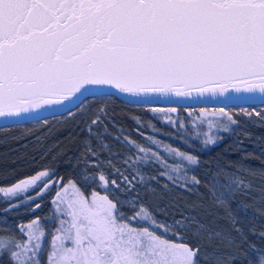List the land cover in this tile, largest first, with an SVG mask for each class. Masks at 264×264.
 Masks as SVG:
<instances>
[{
  "label": "snow or ice",
  "instance_id": "snow-or-ice-1",
  "mask_svg": "<svg viewBox=\"0 0 264 264\" xmlns=\"http://www.w3.org/2000/svg\"><path fill=\"white\" fill-rule=\"evenodd\" d=\"M105 89L134 97L260 94L264 103V0H0V118H18ZM211 112L220 118L209 119V129L232 132L238 124L231 110ZM240 112L264 120L255 108ZM106 117V109L98 107L86 121L98 147L86 142L80 183L61 181L55 192L48 218L55 227L46 228L38 217L17 225L22 238L0 235V257L8 255L10 264H42V254L44 264H201L205 254L187 235L192 230L199 237L205 226L190 215L159 218L136 191L137 185L154 191L148 182L156 177H145L139 168L149 162L174 186L190 191L189 185L201 181L188 175L185 162L196 166L198 157L149 138L173 161L178 158L169 163L159 151L124 138L136 154L124 159L122 170L101 159L111 148L93 126L106 128ZM215 143L207 134L204 144ZM241 170L249 171L243 165ZM55 183L43 170L0 186V194L9 203L20 196L34 201ZM241 185L251 187L239 177L213 185L217 205L226 206ZM117 191L127 195L121 198ZM236 231L243 242L242 230ZM253 251L250 264H264V249Z\"/></svg>",
  "mask_w": 264,
  "mask_h": 264
},
{
  "label": "trees",
  "instance_id": "trees-1",
  "mask_svg": "<svg viewBox=\"0 0 264 264\" xmlns=\"http://www.w3.org/2000/svg\"><path fill=\"white\" fill-rule=\"evenodd\" d=\"M241 105L251 108L255 106L259 110L264 109V103L233 104L231 107L240 108ZM221 106L225 105H212L211 107ZM98 107H104L107 111V117L103 121L107 127L93 126V132L98 131L103 134L102 139L104 143L109 144L111 153L116 150L121 153L115 158L111 155L112 158L110 152L105 150L101 152V159H111L112 163L116 162L114 165L122 170L125 168L124 159L128 155L136 153L134 149H130L129 144L121 143L115 139V135L123 140L128 138L131 141H136L145 147V144L148 143L147 147L159 151L161 156L169 160V163L179 162L178 158L173 161L162 146L153 145L149 138H155L163 144H170L174 148L197 156L200 161L198 165L189 166L185 162V166L189 168V176L195 175L199 179L219 172L225 173V170L245 172L241 170V165L244 168H250V173H258L264 169V125L252 127L248 133L233 135V131L224 132L216 128H208L207 121L219 119L220 114L198 112L193 115L186 113L185 109L195 110L198 106L179 105L177 113H154L149 111L152 106L129 102L115 94L107 93L88 96L82 100V103H78L65 112L0 125V186L14 173L26 179L43 170L52 173V180L56 181L44 193L54 190L61 181L65 184L69 181L79 184L81 170L85 166L86 142H90L92 147H98L97 138L90 136L86 127V121L90 122L89 115ZM159 107L169 108L172 107V104H164ZM167 116H170L176 123H170L166 119ZM197 116L200 117L199 120ZM157 128H162L168 133L177 130V133L172 140L151 136V131ZM207 134L215 137L217 143L205 145L204 140L207 138ZM225 135L229 136L222 140ZM237 137L241 142L234 140ZM253 139L258 140L261 143L260 146L257 147L256 144H253ZM195 144L198 145V152L193 149ZM88 158L90 156H87ZM139 168L145 177L148 175L156 177L157 184L155 186L158 189L170 190L165 187L164 183L169 181L160 176V172L163 170L157 164L149 162L146 165H139ZM106 170L109 171L107 168ZM90 171H92L91 168ZM28 195L34 196L36 192L30 191ZM32 202L29 201L26 205L31 206ZM23 206L25 207V204ZM243 263L245 262L240 259L233 262V264Z\"/></svg>",
  "mask_w": 264,
  "mask_h": 264
},
{
  "label": "rangeland",
  "instance_id": "rangeland-1",
  "mask_svg": "<svg viewBox=\"0 0 264 264\" xmlns=\"http://www.w3.org/2000/svg\"><path fill=\"white\" fill-rule=\"evenodd\" d=\"M142 104L152 107L164 105L160 102H145ZM169 104L172 103H167L165 105ZM179 105L187 104H172V107L169 108H176L177 111L175 113H177L179 110L177 106ZM211 106L212 105L201 104L198 105L195 110L191 108L185 110L186 113H192L193 115L201 112V109H209V114L212 113V109L225 108L226 110H231L233 112V118H237L235 120L238 121V124L233 128V135L248 133L250 128L264 125V120H261L260 116L253 114L249 117L240 112L241 108H246L248 111H252V109L255 108L261 113V116H264V109L259 110L255 106L253 108L242 107L243 105H241L240 108H234L231 107V105L216 108ZM185 118L188 119L187 117ZM176 133L177 130L168 133L162 128H157L151 131V136L172 140L176 136ZM228 136L229 135L223 136L222 140H225ZM238 137L234 138V140L241 142ZM114 138H119L117 140L124 143L121 137L115 135ZM252 143L256 144L257 147L261 144L258 140H254ZM145 145L147 147L149 144L146 143ZM112 147L115 149L114 146ZM193 149L198 152V145L195 144ZM120 154L121 153L116 150L110 153V156L112 155L115 158ZM92 159L93 157L91 156L88 158V160ZM113 164H116V162H113ZM186 168L188 170V175H190L189 168ZM246 169H249V171L230 172V170H223L225 173L219 172L201 178L200 184L194 186L189 185V188H191L190 191L185 188L174 186L170 182L164 183L166 187L170 188V190L164 191L165 188L158 189L155 186L157 184L155 180H150L148 182L149 187L154 191H147L140 185H137L136 191L139 193L140 199L152 208L159 218L170 221L173 217L190 215L205 226L206 231L201 232L199 237H194L192 235V230H190L187 235L188 242L193 245H199L201 252L205 254V256L201 258V264H233L236 259L250 264L251 258L255 254L253 248L264 249V235H261L264 233V169L258 173H250V168ZM92 171H94V169H92ZM9 177L10 178L6 182H2L3 184H1V186H11L23 179L21 175L15 173ZM147 177H149V175ZM235 177L243 179L245 184H250L251 187L239 186V188L232 193V197L226 206H218L216 198L213 196V185L217 182L220 184H228L230 180ZM117 180H119L118 177ZM60 187L61 183H58L54 190L48 191L42 196H36L34 201H26L24 196H20L9 203L3 199V194H0V235L22 238L17 229V225L26 224L37 217L40 218L46 228H54L55 223H50L48 218L53 215V205L51 201L54 199L55 192ZM233 188H237V186L233 184ZM139 190L141 191L139 192ZM115 195L124 198L127 194L117 191ZM29 201H33L31 206L26 205ZM14 203H18L19 207L13 208L12 204ZM37 203L40 204L39 208H35V204ZM24 204L25 207L23 206ZM5 209L11 210L6 211ZM159 209H163L164 211L161 212ZM123 211L127 214L132 213V209L129 207H124ZM193 228H195V225H193ZM237 228L241 229L244 237H246L243 242H241L240 233L236 231ZM209 232L213 234L212 238H209ZM216 233H220V235L217 236ZM258 235H260V237H258ZM44 260L45 255L42 254V264H44ZM0 264H10L8 255L0 257Z\"/></svg>",
  "mask_w": 264,
  "mask_h": 264
},
{
  "label": "bare ground",
  "instance_id": "bare-ground-1",
  "mask_svg": "<svg viewBox=\"0 0 264 264\" xmlns=\"http://www.w3.org/2000/svg\"><path fill=\"white\" fill-rule=\"evenodd\" d=\"M156 102L160 101L163 104L169 103V101L165 100H160V99H155V100H147L145 102ZM79 101L77 100H72L65 102L64 104L61 105H53L50 107H47L43 110H37L36 112H32L31 114H25L22 115L21 117L14 118L10 121L7 122H23L27 120H32L36 118H40L46 115L54 114V113H61L65 112L73 107H75L78 104ZM180 104H183V102H178ZM254 103H262V97L259 95H254V96H246L245 98L242 97H217V98H202L198 102H193V103H186L187 105H229V104H254ZM6 121L0 120V124L4 123Z\"/></svg>",
  "mask_w": 264,
  "mask_h": 264
},
{
  "label": "water",
  "instance_id": "water-1",
  "mask_svg": "<svg viewBox=\"0 0 264 264\" xmlns=\"http://www.w3.org/2000/svg\"><path fill=\"white\" fill-rule=\"evenodd\" d=\"M107 93H112V94H115L117 95L118 97L126 100V101H129V102H135V103H145V101L147 100H155V99H160V100H165V101H169V103H172V104H180L178 102H183V104H186V103H193V102H198L199 100H201L202 98H217V97H211V96H208V95H205L203 97H200V96H196L195 94L191 97H176V96H149V97H134V96H129V95H126V94H121V93H118L116 92L114 89H105L104 91H96L95 93L93 92H86L84 93V96L80 97V100L78 103H80L83 99H85L86 97L88 96H92V95H100V94H107ZM255 95H259V94H255ZM246 96H254L252 94H237V93H232L231 97L235 98V97H242V98H245ZM222 98H225L223 96H220ZM73 100H76L75 98H73ZM65 102H68V101H65ZM64 102V103H65ZM155 102V101H154ZM156 102H160V101H156ZM161 103V102H160ZM233 105V104H231ZM47 108V107H46ZM45 109V108H44ZM40 110H43V109H40ZM37 111V110H36ZM34 111V112H36ZM31 114V113H29ZM55 114V113H54ZM25 115V114H24ZM51 115V114H50ZM48 116V115H46ZM45 117V116H43ZM41 118V117H40ZM14 118H8V119H5V118H0V120L2 121H6L4 123H1L0 125H3V124H11V123H18V122H7V121H10ZM37 119V118H36Z\"/></svg>",
  "mask_w": 264,
  "mask_h": 264
}]
</instances>
